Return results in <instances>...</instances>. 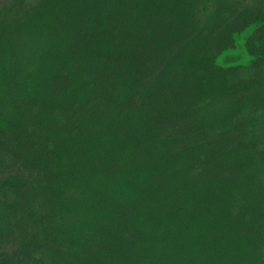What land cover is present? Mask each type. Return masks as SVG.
Wrapping results in <instances>:
<instances>
[{"label": "trees", "instance_id": "obj_1", "mask_svg": "<svg viewBox=\"0 0 264 264\" xmlns=\"http://www.w3.org/2000/svg\"><path fill=\"white\" fill-rule=\"evenodd\" d=\"M122 27L67 48L0 129V264H264L261 24L216 33L181 75L185 42Z\"/></svg>", "mask_w": 264, "mask_h": 264}, {"label": "rangeland", "instance_id": "obj_2", "mask_svg": "<svg viewBox=\"0 0 264 264\" xmlns=\"http://www.w3.org/2000/svg\"><path fill=\"white\" fill-rule=\"evenodd\" d=\"M230 2L220 6L217 0H0V129L15 117L23 100L39 93L42 76L64 63L65 50L88 40L85 34L91 38L89 45L108 49L105 36L111 35L113 21L128 24L119 30L130 41L155 40L161 45L166 34L185 42L188 53L173 63L178 75L190 74L189 66L203 67V57L215 51L214 35L224 34L229 26L259 22L264 39V0H251V10ZM4 208L0 204V211ZM57 225L64 237L82 227L72 219ZM136 250L129 253L135 263L145 259L136 257ZM41 257V264H51V257Z\"/></svg>", "mask_w": 264, "mask_h": 264}]
</instances>
